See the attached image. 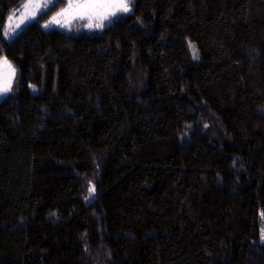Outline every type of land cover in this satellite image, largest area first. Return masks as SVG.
Returning <instances> with one entry per match:
<instances>
[{"label": "trees", "instance_id": "trees-1", "mask_svg": "<svg viewBox=\"0 0 264 264\" xmlns=\"http://www.w3.org/2000/svg\"><path fill=\"white\" fill-rule=\"evenodd\" d=\"M23 3L0 0V264H264V0L44 29L61 2L7 41Z\"/></svg>", "mask_w": 264, "mask_h": 264}, {"label": "snow or ice", "instance_id": "snow-or-ice-1", "mask_svg": "<svg viewBox=\"0 0 264 264\" xmlns=\"http://www.w3.org/2000/svg\"><path fill=\"white\" fill-rule=\"evenodd\" d=\"M58 2H62V0H43V2L41 0H24L21 5L22 11L21 9H12L9 13L8 22L4 26V38L9 41L14 39L19 31L27 27L33 20L38 22V12L39 15H46L47 10H50ZM129 3L130 0H67L66 7L57 13V17H67L61 26L70 24L74 19H87L86 27L88 29H102L118 17L120 13H129L131 11ZM17 12H19V16H17ZM14 21L18 22L13 27ZM54 23L59 24L60 21L54 17L44 27L48 28ZM189 48L193 51V58L197 59L198 53L195 45L189 43ZM15 76L16 69L13 65L6 57H0V96L12 91ZM94 191V187L90 186L88 189L89 197L92 196ZM261 242L264 243V230L261 232Z\"/></svg>", "mask_w": 264, "mask_h": 264}, {"label": "rangeland", "instance_id": "rangeland-1", "mask_svg": "<svg viewBox=\"0 0 264 264\" xmlns=\"http://www.w3.org/2000/svg\"><path fill=\"white\" fill-rule=\"evenodd\" d=\"M41 2H43V0H41ZM59 3H61V2H59ZM58 3V4H59ZM66 5H67V3H66ZM66 5H64L61 9H63V8H65L66 7ZM21 9V8H20ZM60 9V10H61ZM60 10H58V11H56V12H54V13H52V14H49L46 18H44V16H43V19H42V21H41V25H42V27L44 28V29H49V28H51V27H57V28H63V27H65V26H61L62 24H64V21H65V19L67 18L66 16H59V17H57V13L58 12H60ZM21 11H22V9H21ZM17 16H19V12H17ZM38 16H39V12H38ZM56 18V19H58L59 21H60V23L59 24H52L50 27H48V28H45L44 27V25L45 24H47L49 21H51L53 18ZM74 20H76V19H74ZM74 20H72V21H74ZM80 20V19H79ZM87 22H88V20L87 19H85ZM33 21H35V20H33ZM71 21V22H72ZM7 22H8V20H7ZM7 22H6V24H7ZM16 22H18V21H14L13 22V27L15 26V23ZM70 22V23H71ZM69 25V24H68ZM67 26V25H66ZM20 32V31H19ZM7 40V39H6ZM7 41H9V40H7ZM2 57H5V56H2ZM14 67V66H13ZM15 68V67H14ZM16 69V68H15ZM16 72H17V70H16ZM31 86V87H30ZM29 89H30V91H32V92H34V91H36L37 90V87L35 86V85H33V84H29ZM6 95V94H5ZM5 95H3V96H5ZM3 96H0V99L3 97Z\"/></svg>", "mask_w": 264, "mask_h": 264}, {"label": "built area", "instance_id": "built-area-1", "mask_svg": "<svg viewBox=\"0 0 264 264\" xmlns=\"http://www.w3.org/2000/svg\"><path fill=\"white\" fill-rule=\"evenodd\" d=\"M62 2H66V3H67V0H62ZM58 3H59V2H58ZM56 4H57V3H56ZM56 4H55V5H56ZM51 8H52V7H51ZM47 11H48V10H47Z\"/></svg>", "mask_w": 264, "mask_h": 264}, {"label": "crops", "instance_id": "crops-1", "mask_svg": "<svg viewBox=\"0 0 264 264\" xmlns=\"http://www.w3.org/2000/svg\"><path fill=\"white\" fill-rule=\"evenodd\" d=\"M47 16H45L44 18H46ZM0 57H2V56H0Z\"/></svg>", "mask_w": 264, "mask_h": 264}]
</instances>
